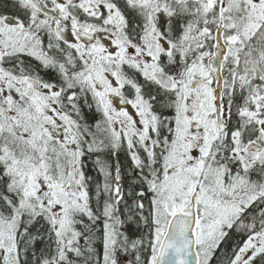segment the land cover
I'll return each instance as SVG.
<instances>
[{"label":"snow or ice","instance_id":"snow-or-ice-1","mask_svg":"<svg viewBox=\"0 0 264 264\" xmlns=\"http://www.w3.org/2000/svg\"><path fill=\"white\" fill-rule=\"evenodd\" d=\"M0 264H264V0H0Z\"/></svg>","mask_w":264,"mask_h":264}]
</instances>
